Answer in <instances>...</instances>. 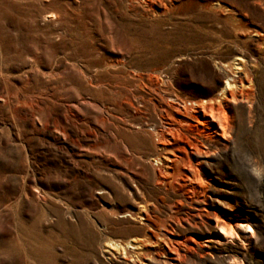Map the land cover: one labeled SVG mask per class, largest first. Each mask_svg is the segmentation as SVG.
Wrapping results in <instances>:
<instances>
[{
    "label": "rangeland",
    "instance_id": "rangeland-1",
    "mask_svg": "<svg viewBox=\"0 0 264 264\" xmlns=\"http://www.w3.org/2000/svg\"><path fill=\"white\" fill-rule=\"evenodd\" d=\"M0 264H264V0H0Z\"/></svg>",
    "mask_w": 264,
    "mask_h": 264
},
{
    "label": "bare ground",
    "instance_id": "bare-ground-1",
    "mask_svg": "<svg viewBox=\"0 0 264 264\" xmlns=\"http://www.w3.org/2000/svg\"><path fill=\"white\" fill-rule=\"evenodd\" d=\"M35 1H38V2H42V1H51V2H58V3H61V0H35ZM58 18V15H56V13H53V12H45V13H42V15H41V20H44V21H49V22H55L56 21V19ZM53 22V23H54ZM224 65V64H223ZM226 66V65H225ZM235 69H239L240 67H239V63H235V67H234ZM235 72V71H234ZM235 73H237V72H235ZM232 77H235V74H233V75H222V77H221V86L219 87V94H220V96H221V98H223V97H225V94H227V92H231L232 91V89L236 86L235 85V82L233 81V78ZM218 94V95H219ZM219 100V99H218ZM207 100H201V102L200 103H198V102H196V101H193V102H187V103H185L184 104V102H183V104H181L182 105V107L184 106L185 107V105L186 104H188V105H191V109L192 110H194L196 107H199V108H203V106L205 105L204 103L206 102ZM38 109V108H37ZM211 118H214V115L213 114H210L209 115ZM61 131V133H65V131L64 130H60ZM246 228V232L248 233V232H250L251 231V228L248 226V225H243V224H241V223H237V228ZM218 232L224 237V238H226V237H228V236H230V235H232L233 234V232H232V229H228V228H225V227H223V226H218ZM251 233V232H250ZM249 234V233H248ZM234 235V234H233ZM248 237H249V235H248ZM108 247H110V248H115L116 249V247L119 245L118 243H116V242H113V241H111V242H108V244H106ZM125 246H129V247H133L132 245H135V243L134 242H127V243H125L124 244ZM118 248V247H117Z\"/></svg>",
    "mask_w": 264,
    "mask_h": 264
}]
</instances>
